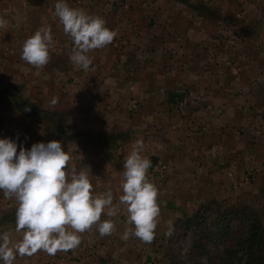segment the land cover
<instances>
[{
  "label": "crops",
  "instance_id": "0c3cea01",
  "mask_svg": "<svg viewBox=\"0 0 264 264\" xmlns=\"http://www.w3.org/2000/svg\"><path fill=\"white\" fill-rule=\"evenodd\" d=\"M56 2L0 0L8 21L0 29V138H18V150L59 140L69 168L88 172L94 195L113 192L117 215L102 214L101 222L111 219L114 231L101 236L93 225L76 248L58 250L70 264H170L168 248L179 249L166 243L180 207L227 202L247 175H258L256 191L264 189V0H67L117 33L89 53L87 70L70 61L73 42L53 14ZM42 26L51 27L54 44L37 68L21 53ZM16 91L22 106L7 96ZM137 140L148 172L158 161L168 168L166 179L151 181L159 193L156 243L122 239L133 229L119 203L123 164ZM17 206L0 191V234L13 243L23 236ZM13 264H50V254H17Z\"/></svg>",
  "mask_w": 264,
  "mask_h": 264
},
{
  "label": "clouds",
  "instance_id": "9594fccd",
  "mask_svg": "<svg viewBox=\"0 0 264 264\" xmlns=\"http://www.w3.org/2000/svg\"><path fill=\"white\" fill-rule=\"evenodd\" d=\"M53 14L73 42L70 61L81 70L92 65L91 51L106 47L117 35L106 27L103 18L72 8L67 0H57ZM7 23L0 17V29ZM53 44L51 27L42 26L25 40L21 59L43 67L49 62ZM258 81L264 83V77H258ZM58 101V97H53L50 105L55 106ZM25 111L30 109L26 107ZM17 139L0 138V191L5 198L17 201L16 230L22 231L23 236L13 243L7 232L0 234V264H13L17 254L31 256L37 250L55 254L58 250L74 249L81 243L80 234L93 225L98 226L101 236L114 231L111 219L101 222L102 214L117 215L113 192L109 188L94 195L88 172L75 166L69 168L70 155L61 141L37 142L30 148L21 144L18 150ZM143 150V142L137 140L123 164L119 203L126 206L133 229H126L122 239L134 235L151 242L160 214L159 193L148 179L151 160L142 155Z\"/></svg>",
  "mask_w": 264,
  "mask_h": 264
},
{
  "label": "trees",
  "instance_id": "16d2710c",
  "mask_svg": "<svg viewBox=\"0 0 264 264\" xmlns=\"http://www.w3.org/2000/svg\"><path fill=\"white\" fill-rule=\"evenodd\" d=\"M227 203L216 201L201 205L194 216L178 220L171 226L168 236L171 243L184 230H189L191 239L185 261L168 250L170 264L193 261L198 264H264V224L258 213L249 206ZM206 214L212 215L210 222ZM231 223L241 226L233 230Z\"/></svg>",
  "mask_w": 264,
  "mask_h": 264
},
{
  "label": "rangeland",
  "instance_id": "374dc122",
  "mask_svg": "<svg viewBox=\"0 0 264 264\" xmlns=\"http://www.w3.org/2000/svg\"><path fill=\"white\" fill-rule=\"evenodd\" d=\"M7 96L13 98V101H15L16 106H22L23 105L21 91H16V92L8 93ZM160 162H163V161H160ZM167 171H168V169H167ZM230 175H231V173H230ZM256 176H257L256 179H253L252 176H250V175L248 176L247 175V177H248V184L246 186L242 187V189H244V190H241V192H240V189H239V191L230 192L229 193L230 194V197H229V201H227L228 202L227 204H229L231 206H238V204H242L241 202H245V206H249L248 208H251V210H254V211H256L258 213L259 217L261 218V220H262V222L264 224V189L263 190L261 189L262 191L261 190L258 191V192L256 191V189H257L256 186H257V183H258L257 182L258 181L257 179H259L258 175H256ZM262 179L264 180V177H262ZM216 201L217 200H215L213 202H216ZM206 204H208V202H205L203 205H206ZM190 208L185 209L184 206H182V207L179 208V209H181V219L180 220H184L185 218H189V217L194 216V214L199 209V207L196 208V209L191 208V211H190ZM206 218L210 222L212 220V215L211 214H209V215L206 214ZM234 222H238V221L235 220ZM174 223H172V225ZM230 226L234 230L235 228H238L241 225L236 226L235 223H231ZM180 233L182 234V237H180L178 239L176 237L175 240H177V241L172 240V243L170 241L168 243H166V245H167L166 250H167V248H168V246L170 244L174 245L175 247H177L179 249L177 251V253H176V257L185 261L186 260V253H187V250H185V248L188 249V245L190 243V240L188 241L185 236L187 234H189L190 232H189V230H184L183 232H180ZM151 242L152 243H156L157 242V240L155 239V237L153 238V240ZM221 244L222 243H220V247H221ZM168 250H169V248H168ZM213 251L215 252V248H213L212 252ZM164 254L165 253H163V251H162L161 252V255L157 259L158 262H161L162 260H165ZM168 254L169 253L166 254L167 257H168ZM64 257H65V259H67L66 256H64ZM187 260H188V258H187ZM66 261L70 264V260L67 259ZM193 262L195 264H198L199 263V262H196V261H193ZM193 262H190V264H193Z\"/></svg>",
  "mask_w": 264,
  "mask_h": 264
},
{
  "label": "built area",
  "instance_id": "2783aa9c",
  "mask_svg": "<svg viewBox=\"0 0 264 264\" xmlns=\"http://www.w3.org/2000/svg\"><path fill=\"white\" fill-rule=\"evenodd\" d=\"M167 165L164 162L158 161L148 172V179L150 181L164 180L167 177ZM64 255L50 254V264H69Z\"/></svg>",
  "mask_w": 264,
  "mask_h": 264
}]
</instances>
